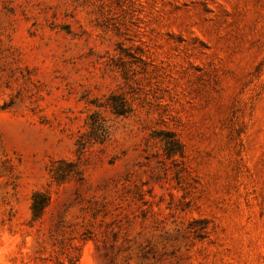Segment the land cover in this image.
Here are the masks:
<instances>
[{
	"label": "rangeland",
	"instance_id": "obj_1",
	"mask_svg": "<svg viewBox=\"0 0 264 264\" xmlns=\"http://www.w3.org/2000/svg\"><path fill=\"white\" fill-rule=\"evenodd\" d=\"M0 264H264V0H0Z\"/></svg>",
	"mask_w": 264,
	"mask_h": 264
},
{
	"label": "trees",
	"instance_id": "obj_2",
	"mask_svg": "<svg viewBox=\"0 0 264 264\" xmlns=\"http://www.w3.org/2000/svg\"><path fill=\"white\" fill-rule=\"evenodd\" d=\"M126 104H124V102L122 103L121 107H125ZM122 109V108H121ZM117 114H124L125 111H119L116 110ZM90 119H92V125H91V132H92V137L95 140H98V135H103V137L107 136V128L105 126V122L104 120H102V118H100V115L98 114H93ZM101 131V132H100ZM46 206V201H39V196H36L35 200H34V205H33V209L34 212L36 213L35 215L39 216L41 214V212L43 211V209Z\"/></svg>",
	"mask_w": 264,
	"mask_h": 264
}]
</instances>
